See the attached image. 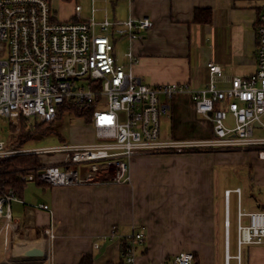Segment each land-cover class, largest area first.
Here are the masks:
<instances>
[{"label": "crops", "instance_id": "obj_1", "mask_svg": "<svg viewBox=\"0 0 264 264\" xmlns=\"http://www.w3.org/2000/svg\"><path fill=\"white\" fill-rule=\"evenodd\" d=\"M93 3L98 8L97 17L152 20V26L138 30L139 38H129L126 33H114L111 37L114 45L119 38L126 41V51L130 49L137 58L132 71L148 84L187 82L193 87L202 86L208 80L206 60L219 64L225 77L255 70V20L264 8V0ZM196 8L204 9L197 19ZM206 9L210 10L207 20L203 18ZM117 61L126 63L124 54ZM169 105L170 110L163 114L170 112L171 130H195L194 134L199 136L198 130L202 128V132L208 133V126L197 118L191 96L177 94ZM94 136L95 131L91 130L82 139L89 143L96 141ZM169 138L173 137L162 139ZM243 151L139 152L129 161V178L125 182L65 186L36 183L38 189L28 202L46 203L51 213L15 201L11 206L14 229L7 227L4 233L0 232V264H15L17 258L27 255L12 253L16 237L42 239V253L34 254L40 256L36 258L41 259L38 264H78L82 256H86L84 264H129L122 255L125 240L121 236L132 229L143 234V241L135 248L134 264H169L179 252H192V264H264V242L243 245L240 260L235 257L237 210H264V160L251 150ZM234 161L248 165L246 177L245 172L236 170L237 177L233 178L236 172L233 167L230 170L232 164L224 163ZM236 187L240 192L234 191ZM226 189L231 190L227 263L223 225ZM242 220L246 222L247 217ZM232 222L235 226L231 246ZM3 224L4 218H0V228ZM46 226H50L53 237L46 231L44 234ZM112 228L116 232L109 235ZM6 244H12L9 256Z\"/></svg>", "mask_w": 264, "mask_h": 264}, {"label": "built area", "instance_id": "obj_2", "mask_svg": "<svg viewBox=\"0 0 264 264\" xmlns=\"http://www.w3.org/2000/svg\"><path fill=\"white\" fill-rule=\"evenodd\" d=\"M65 1L73 4L72 11L59 17L52 0H0V119L11 127L7 139L0 138V158L20 153L63 155L60 161L20 174L23 182L51 186L125 182L129 161L139 152L251 150L264 160V135L255 134V128L264 130V8L255 20V70L225 77L219 64L206 60L208 80L193 87L187 82H144L131 69L137 58L130 49L124 53L126 63L117 61L111 35L126 33L129 38H139L138 30L152 26L151 19L97 17L94 0L85 15L82 2ZM177 94L191 96L202 117L199 121L208 126L206 137L160 138L159 116L170 110L169 101ZM58 109L89 115V124L100 140L42 148L13 145L24 117L27 122H47L57 116ZM230 191L223 192L226 263ZM234 191L240 192V188ZM13 201L51 213L48 204L27 203L14 189H8L0 194L5 228L14 229L10 223ZM43 230L53 237L50 226ZM115 232L112 228L109 235ZM121 237L125 240L122 255L134 264L135 248L143 234L132 229ZM262 242L264 210L238 209L235 257L240 260L243 245ZM193 261L192 252H179L169 264Z\"/></svg>", "mask_w": 264, "mask_h": 264}, {"label": "rangeland", "instance_id": "obj_3", "mask_svg": "<svg viewBox=\"0 0 264 264\" xmlns=\"http://www.w3.org/2000/svg\"><path fill=\"white\" fill-rule=\"evenodd\" d=\"M84 4V10L86 11L89 4L90 0H78ZM53 6L56 8L58 11V16L62 17L65 12L70 13L72 11L73 4L70 1H65V0H52ZM85 15H88V13H85ZM116 34H112L111 37H113ZM113 42V41H112ZM115 55L118 58V60H121L123 57L124 52L126 51V41L125 40H120L117 39L115 42ZM170 116V112L166 114H161L159 116V123H160V138H168V137H180L176 136L177 134L184 135L186 136L185 138H193V137H206L207 134L205 132H202V128H200L198 131L201 132L199 133V136H196L194 134L195 130H171V125H172V120ZM168 116V117H167ZM33 118V117H30ZM197 118L200 120L202 117L197 115ZM91 117L89 115H84L80 114L79 116L77 113L73 110L70 109H65V110H60L58 109L57 116L54 117L49 123H45V125L41 127H36V131L34 132L32 138L28 139L24 144L23 147L26 148H42V147H52V146H58L60 144H66V143H84L88 139H82L83 134L89 135L91 130H94L93 127L89 124ZM22 122V120H21ZM88 122V124L86 123ZM34 120H28V125H33ZM21 125V123H20ZM15 128V127H14ZM11 127L5 122V120L0 119V138L1 139H7L9 130ZM20 129V128H19ZM27 129V128H26ZM255 134L256 135H264V130L260 128H255ZM94 140L99 141L100 139L97 138V136H94ZM16 141V140H15ZM14 141V142H15ZM13 142V145L15 144ZM21 146V145H20ZM223 150V149H220ZM230 152H245L243 150H226ZM252 152V151H249ZM23 154H28V153H23ZM62 154L61 153H49V154H41L39 157L41 164H45L48 162H57L62 159ZM261 160V159H260ZM39 164V165H41ZM230 165V170L233 167L234 171L236 172L235 175H233V178L237 177V171L238 173L245 172L244 175L245 177L248 175V165L246 163L238 161H234V164L232 162L224 163V165ZM237 170V171H236ZM39 185L36 184L35 181H28L25 183L24 186V193L22 194L23 197H25L26 202H28V198L33 196L38 189ZM12 189V188H10ZM15 201L12 202V206L14 205ZM28 203H33V202H28ZM21 204V203H20ZM27 206V205H24ZM12 223V220L11 222ZM5 223L3 224V229L0 228V232L4 233L6 228L4 227ZM233 222L231 223V246H232V231L234 228ZM8 229V228H7ZM10 239V238H9ZM2 247V245H1ZM6 248V255L9 256L11 255V249H12V244L5 246ZM232 248V247H231ZM4 250V246H3ZM41 250V249H40ZM39 255V254H36ZM34 256V254H27L24 255L23 258H17L15 264H22V261L28 259L29 257ZM40 258V256H34L33 259H29L27 264H38L41 263V259H36Z\"/></svg>", "mask_w": 264, "mask_h": 264}, {"label": "trees", "instance_id": "obj_4", "mask_svg": "<svg viewBox=\"0 0 264 264\" xmlns=\"http://www.w3.org/2000/svg\"><path fill=\"white\" fill-rule=\"evenodd\" d=\"M202 8H196L195 11V19ZM205 20L210 16V10L206 9ZM78 115L82 114L80 112H76ZM51 123L50 121H47ZM47 122H39L34 120L33 125H28L27 119L24 117L22 119L19 134L17 135L16 141L14 142L15 146L23 145L28 139L32 138L34 132L36 131V127H41L45 125ZM47 123V124H49ZM27 128V129H26ZM39 157L37 154H16L6 158H0V194L4 191L12 188L14 189L19 196L22 195L23 188L25 186V182L20 179V174L24 172H28L32 167L41 164ZM40 185H48L44 182H36ZM86 262V256H82L78 262V264H84Z\"/></svg>", "mask_w": 264, "mask_h": 264}, {"label": "bare ground", "instance_id": "obj_5", "mask_svg": "<svg viewBox=\"0 0 264 264\" xmlns=\"http://www.w3.org/2000/svg\"><path fill=\"white\" fill-rule=\"evenodd\" d=\"M37 166H34V167H37ZM34 167H32V168H34ZM44 234H45V230H44ZM46 242H47V237H46ZM42 248H43V241L40 238L27 239V238H22V237H16L14 240V246H13V250H12L13 252L12 253L19 254V255L30 254V253H41L42 251L40 249H42ZM29 250H31V251L29 252Z\"/></svg>", "mask_w": 264, "mask_h": 264}, {"label": "water", "instance_id": "obj_6", "mask_svg": "<svg viewBox=\"0 0 264 264\" xmlns=\"http://www.w3.org/2000/svg\"><path fill=\"white\" fill-rule=\"evenodd\" d=\"M209 114H210V112H209ZM83 170V168H81V171ZM42 253V252H41ZM41 253H31V254H41Z\"/></svg>", "mask_w": 264, "mask_h": 264}]
</instances>
